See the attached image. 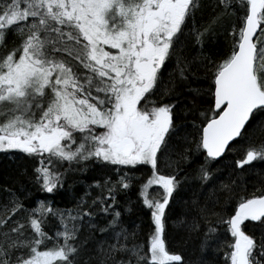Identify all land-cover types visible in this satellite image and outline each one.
I'll return each instance as SVG.
<instances>
[{"label":"snow or ice","instance_id":"obj_1","mask_svg":"<svg viewBox=\"0 0 264 264\" xmlns=\"http://www.w3.org/2000/svg\"><path fill=\"white\" fill-rule=\"evenodd\" d=\"M219 5L221 11L198 28L200 0H0V150H22L37 158L34 179L48 192L63 183L73 163L96 159L116 167L117 179L106 178L103 194L89 206L112 215L100 231L113 229V241L99 248L98 264H182V256L166 244L165 208L180 183L179 164L189 162L193 150L183 148L176 153L179 159H172V140L180 128L174 122L175 101L165 102V97L188 81L185 73L199 59L194 45L202 50L205 37L230 8L240 15L229 32L228 50L219 59L199 60L198 71L209 87L193 91H205L209 105L183 135L204 156L194 178L211 182L209 163L242 129L247 131L246 122L264 113V0H219ZM12 29L19 43L9 47L6 35ZM173 59L165 81L163 69ZM258 129L264 137V121ZM257 159H264V139L250 145L235 164ZM64 163L69 167L61 171ZM138 164L151 166L139 195L152 223L141 240L126 228L115 230L121 213L114 207V191L126 189L132 179L119 174L121 166ZM165 168L172 174H163ZM234 185L220 184L229 193L225 200L234 201L228 213L209 209V203L220 205L215 187L203 204L194 192L191 204L200 216L217 217L229 234L224 264H264L257 256L258 251L264 257V233L258 244L242 227L246 221L264 223V189L240 194ZM153 186L161 191H150ZM205 187L201 183L199 191ZM86 203L81 198L74 208L54 209L41 200L25 209L13 196L0 215V264H80L86 243L78 242L81 223L95 215ZM20 211L27 217L13 220ZM49 216L59 225L53 235L44 228ZM190 227H199L196 216ZM216 232L209 225L205 236ZM117 253L127 259H117Z\"/></svg>","mask_w":264,"mask_h":264},{"label":"trees","instance_id":"obj_2","mask_svg":"<svg viewBox=\"0 0 264 264\" xmlns=\"http://www.w3.org/2000/svg\"><path fill=\"white\" fill-rule=\"evenodd\" d=\"M200 5L195 13V26L198 28L206 26L209 20L221 11L219 0H200ZM237 7L240 6L237 5ZM239 15L240 12H233L230 8L229 14L222 17L215 25L213 32L205 37L202 50L199 45H194L193 55L199 59L190 65L189 71L185 73L188 76V81L182 87H177L175 94L171 97H165V102L175 101L174 122L180 128L179 133H177L178 138L172 140V144L175 146L172 159L178 160L179 157L176 153L183 148L193 150L191 151L192 159L187 163L179 164L180 171L176 174V178L180 180V183L174 190L169 205L165 208L164 235L166 244L171 252L182 256V264H224V250L220 249L221 247L215 254L205 252L201 248L202 242L206 238L204 235L208 233L209 225L218 229L217 232L224 231V226L216 223L217 217L211 215L203 217L193 209L191 201L194 198V192L196 193L195 198L203 204L205 194L209 189L215 187L220 198V205L213 206L209 203L208 207L212 211L228 213L231 211L234 201L225 200L229 193L220 187L221 182L231 184L235 181L233 190L240 194L258 193L264 189V159H257L246 166L235 164V161L243 156L250 145L259 144L261 139H264L258 129L259 123L264 121V113H256L251 122L246 124L247 131L242 130L243 134L229 145L226 152L219 159L210 162L215 170L211 186L210 184L207 186L206 181L202 182L194 178V169L197 165L204 163V156L194 151V144L187 143L183 139L184 133L191 131V122L194 116L204 111L209 105L205 91H193V89L206 90L209 87V82L203 77L202 69L198 71L199 60L203 59L204 56L210 59H219L223 56L231 43L229 32L233 24L238 26L237 18ZM189 23L191 24V21ZM185 31L187 32V29ZM6 43L9 47L13 43H19V37L14 29L8 31ZM188 58L192 59V56ZM174 65L175 60L173 59L164 67L163 77L165 81H167L168 74ZM191 73H196V76L191 75ZM193 101H195L196 107L193 106ZM254 129L256 130L254 131ZM36 162L37 158L23 153L22 150H0V215L5 214V205L11 207L10 201L13 196L25 209L35 207L36 203L41 200L50 202L54 209L74 208L81 198L87 201L84 207H89L97 196L103 194L102 188L105 179L108 177L113 181L117 179L115 166L109 162L91 159L87 162L73 163L71 170L65 173L63 183L58 185L53 192H48L34 179ZM68 167L69 165L64 163L60 170L63 171ZM150 167V165L143 164L121 166L119 174L128 173L132 179L126 189L118 187L114 191L116 199L114 207L121 213L115 230L119 231L121 227L126 228L128 233H135L138 240L146 238L152 223L150 209L143 204L139 195L143 179L151 173ZM163 174H172V169L164 170ZM94 181H100V186H97ZM201 183L206 184L203 193L199 191ZM107 203L111 204L112 201L108 200ZM98 208V205L96 208L89 207L90 211H95V215L91 220L84 217V221L81 223L78 242L83 240L86 243L80 251V264H84V261L89 257H92L91 264H98L97 258L101 256L99 248L101 246L107 247V244L113 241V229L109 228L106 232L100 231V228L107 226L112 215L96 210ZM186 208L193 210L186 212ZM193 216H196L199 227H190ZM26 217L27 211H20L14 214L12 219ZM58 226V221L49 216L44 228L49 235H53ZM242 227L249 235H253L259 244V238L264 233V223L246 222ZM25 231L31 230L26 226ZM215 234L208 235L213 236ZM228 235L225 233L224 236L227 240ZM96 237L102 239H96ZM207 253L208 256L205 257L204 255ZM257 256L264 260V257L259 256L258 251ZM122 257L127 259L126 254L117 253V259ZM174 264H181V262H174Z\"/></svg>","mask_w":264,"mask_h":264},{"label":"rangeland","instance_id":"obj_3","mask_svg":"<svg viewBox=\"0 0 264 264\" xmlns=\"http://www.w3.org/2000/svg\"><path fill=\"white\" fill-rule=\"evenodd\" d=\"M260 119V118H259ZM208 167H209V169L210 170H214L213 169V166L209 163V165H208ZM168 168H165V169H163V172H164V170H167ZM214 172H215V170H214ZM213 172V173H214ZM151 173H149L148 175H150ZM147 175V176H148ZM213 175H215V174H213ZM146 176V177H147ZM145 177V178H146ZM144 178V179H145ZM143 179V180H144ZM212 182H213V179H212V181L211 182H207V186L210 184V186L212 185ZM153 190H155V191H153ZM151 191H153V192H155V193H157L158 191H161V189H160V186H153V188L151 189ZM217 231H218V229H217ZM206 234V233H205ZM224 234V235H223ZM223 235V236H222ZM227 235V234H226ZM205 236V235H204ZM209 236V235H208ZM206 237L204 240H203V242H202V246H201V248L203 249V250H205V252L206 251H208V253H210V254H215V252H218L219 251V248L220 249H223V250H225L224 249V247H223V245H224V243H225V241L227 240V239H225V231H222V232H216V234L215 235H213V236H209V237ZM208 253L206 254V255H204L205 257L206 256H208ZM205 254V253H204Z\"/></svg>","mask_w":264,"mask_h":264},{"label":"water","instance_id":"obj_4","mask_svg":"<svg viewBox=\"0 0 264 264\" xmlns=\"http://www.w3.org/2000/svg\"><path fill=\"white\" fill-rule=\"evenodd\" d=\"M246 124H247V122H246ZM242 130H243V129H242ZM237 138H238V137H234L232 141H229V145H230L234 140H236ZM229 145H228V146H229ZM228 146L226 147L225 152H226ZM225 152H224V153H225ZM224 153H222V155H223ZM222 155H221V156H222ZM219 158H220V157L216 158L215 160H217V159H219Z\"/></svg>","mask_w":264,"mask_h":264},{"label":"bare ground","instance_id":"obj_5","mask_svg":"<svg viewBox=\"0 0 264 264\" xmlns=\"http://www.w3.org/2000/svg\"><path fill=\"white\" fill-rule=\"evenodd\" d=\"M102 237V236H101ZM96 239H102V238H100V237H96Z\"/></svg>","mask_w":264,"mask_h":264}]
</instances>
